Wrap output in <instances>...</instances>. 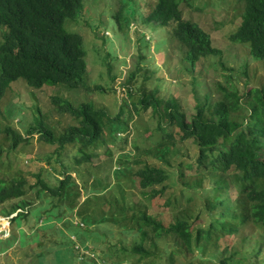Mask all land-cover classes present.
I'll use <instances>...</instances> for the list:
<instances>
[{"label": "trees", "instance_id": "1", "mask_svg": "<svg viewBox=\"0 0 264 264\" xmlns=\"http://www.w3.org/2000/svg\"><path fill=\"white\" fill-rule=\"evenodd\" d=\"M116 1L119 7L113 17L120 24L129 14L133 0ZM188 1L155 0L149 19L169 26V41L180 44L185 49V58L196 63L220 50L213 45L208 31L184 17L181 5ZM241 1L245 3L242 21L231 33L230 40L247 44L252 57L264 63V0ZM82 2L0 0V102L12 84L19 80L37 89L61 85L93 90L87 83V52L83 38L64 28L65 21L76 15ZM139 3L142 7H150V0H139ZM229 84L219 83L223 97L215 103L206 93L204 102L197 104L190 120L179 100L141 88L139 105L142 110L152 108L161 140L168 150L172 149L173 155L166 163L176 171L172 176L161 164L146 162L136 170L135 176L139 177L147 200L152 201L162 197L165 191L169 192L165 204L172 205L174 201L176 207L172 206V212H164L172 214L173 219L168 223L150 214L147 203L129 197L125 189L115 201L102 200V212L108 205L113 212L96 218L97 212L90 208V201L84 199L81 202L82 194L75 177L65 166L58 177L51 179L43 177L42 170L7 177L5 173L11 166L5 161L3 148H0V215L9 217L20 210L10 218L15 224L16 218L27 216L33 207L39 206H45L43 212L48 223L54 219L63 220L66 214H77L83 221V231L93 238L88 241L92 248L94 242L108 235L107 232L111 235L112 226L116 225L121 246L118 249L116 244L107 242L111 245L109 253L104 255L114 258L113 255L121 250L125 255L119 264L129 261L132 264H160L162 260L165 264L264 262V83L251 86L243 93L237 86ZM52 99L60 112L68 113L78 123L56 134L44 123L42 115L35 116L25 129L27 136L7 126L4 131L12 139L11 147L6 150L7 161L13 151L21 145L26 146L33 133H38L44 142L56 145L54 153L61 165L63 149L74 143H77L76 165L91 163L98 155L96 148L106 143L104 132L108 124L113 137L111 141L117 142L120 126L127 122L123 119L125 104H121L117 115L111 117L93 102L75 106L60 96ZM189 141L197 147L194 155L188 153L184 145ZM105 152L112 158L108 150ZM169 178L172 181L168 182ZM177 189L178 198L175 197ZM37 201H42L39 206ZM97 223L107 232L89 229L90 224ZM75 226L80 228L79 224ZM73 232L77 233L76 230ZM169 236L171 240L162 250L159 240ZM223 238L228 239L221 247ZM248 242L249 247L246 246ZM63 244L55 242L51 252L44 248L41 252L43 262L51 264V258L55 257L58 263L52 264H71L76 260V253L79 258L80 250L76 248L75 240L70 239L65 245L68 244L73 260L67 263L66 254L59 250ZM84 246L83 249L92 250V256L82 251L81 260L94 259L93 249Z\"/></svg>", "mask_w": 264, "mask_h": 264}, {"label": "rangeland", "instance_id": "2", "mask_svg": "<svg viewBox=\"0 0 264 264\" xmlns=\"http://www.w3.org/2000/svg\"><path fill=\"white\" fill-rule=\"evenodd\" d=\"M154 3L155 0H150V7H142L139 0H133L129 14L119 24L113 17L119 7L116 0H83L76 15L65 21L64 28L68 32L80 34L83 38L87 52V83L93 90L61 85H45L37 89L29 87L23 80L12 84L0 102V148L5 150V161L11 166L5 173L7 177L29 175L42 170L43 177L51 179L58 177L65 166L75 177L77 188L82 194L81 202L84 199L90 201V208L97 212L96 218L113 212L109 205L102 212V200L115 201V198H120V191L125 189L129 197L147 203L149 213L153 216L165 223L173 219L172 214L164 213L169 210L172 212V206L176 207L174 201L172 205L165 204L169 192L165 191L162 197L152 201L147 200L139 177L135 176L136 170L146 162L161 164L172 176L176 171L166 163L173 155L172 149L168 150L167 144L161 140L152 108L142 110L139 105L141 88L152 90L158 96L179 100L190 120L196 112L197 104L204 102L206 93L212 103L223 97L219 83L224 86H230L231 83L238 87L240 93L251 86H261L264 83V63L252 57L247 44L230 40L231 33L242 21L245 9L243 1L189 0L181 5L184 17L208 31L213 45L220 50L218 54H209L196 63L185 58V49L180 44L169 41V26L149 19ZM53 96L68 99L75 106L93 102L95 107L105 109L111 117L117 115L121 104H125L123 119H127V122L120 126L117 142L111 141L113 137L108 124L104 132L106 143L96 148L98 155L91 163L76 165L74 155L77 153V143H74L63 149L61 165L54 153L56 145L44 142L38 133H33L26 146H19L7 161L6 150L12 143L11 137L4 131L7 126L27 136L25 129L28 124H32L35 116L42 115L44 123L56 134L78 123L68 113L58 110L53 103ZM184 145L188 153L196 154L197 147L193 142ZM105 150L111 153L112 158ZM170 181L172 179L169 178ZM178 196L179 189L175 194L176 198ZM87 200L84 202L86 205ZM41 202L37 201V206ZM44 207H33L27 216L16 218L15 224L11 223L10 218L18 211L10 215V218L0 215V264H47L43 262L41 252L44 248L51 252L55 242L64 243L59 250L66 254L69 263L73 255H70L69 246L65 243L74 239L76 244L90 246L88 241L93 238H89V234L83 231L80 216L66 214L63 220L49 221V226L48 221L45 222ZM77 222L80 228L75 226ZM89 229L96 232L105 230L99 227V223L90 224ZM112 230L111 235L110 231L108 233L105 230L108 235L103 240L92 241L93 248L90 247L96 254L94 259L84 261L76 253V260L71 264H110V261L111 264H119L118 261L125 255L121 250L113 255L114 258L104 255L105 252L109 253L112 243L118 249L121 246L118 227L113 225ZM227 239H221L219 246L223 247ZM170 240V236L159 240L162 250ZM246 246H250L249 242ZM85 251L92 256V250L85 248ZM50 263H58V259L51 258ZM128 264H132L131 261ZM160 264H165V260Z\"/></svg>", "mask_w": 264, "mask_h": 264}, {"label": "built area", "instance_id": "3", "mask_svg": "<svg viewBox=\"0 0 264 264\" xmlns=\"http://www.w3.org/2000/svg\"><path fill=\"white\" fill-rule=\"evenodd\" d=\"M77 221V220H76ZM75 221V222H76ZM75 224H79V222L75 223ZM83 225V224H82ZM76 248H78L80 250V255H79V258L81 259L82 258V251L83 252H86L85 249L82 248V245L80 243L76 244Z\"/></svg>", "mask_w": 264, "mask_h": 264}, {"label": "clouds", "instance_id": "4", "mask_svg": "<svg viewBox=\"0 0 264 264\" xmlns=\"http://www.w3.org/2000/svg\"><path fill=\"white\" fill-rule=\"evenodd\" d=\"M19 211H20V210H18V212H19ZM18 212H16V214H17ZM16 214H15V215H16ZM11 215H12V214H11ZM15 215H14V216H15ZM5 217H7V216H5ZM12 217H13V216H12ZM8 218H10V216H9ZM80 244H81V243H80ZM81 245H82V244H81Z\"/></svg>", "mask_w": 264, "mask_h": 264}, {"label": "water", "instance_id": "5", "mask_svg": "<svg viewBox=\"0 0 264 264\" xmlns=\"http://www.w3.org/2000/svg\"><path fill=\"white\" fill-rule=\"evenodd\" d=\"M15 214H13L12 216H14Z\"/></svg>", "mask_w": 264, "mask_h": 264}]
</instances>
